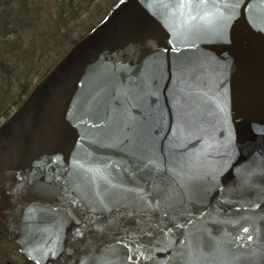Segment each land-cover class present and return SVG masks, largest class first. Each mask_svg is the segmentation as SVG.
<instances>
[{
    "label": "water",
    "instance_id": "obj_1",
    "mask_svg": "<svg viewBox=\"0 0 264 264\" xmlns=\"http://www.w3.org/2000/svg\"><path fill=\"white\" fill-rule=\"evenodd\" d=\"M142 153L183 208L141 225L131 264H264V0H118L0 124L12 240L41 264H127L123 232L93 224L124 208L96 194L139 191Z\"/></svg>",
    "mask_w": 264,
    "mask_h": 264
},
{
    "label": "trees",
    "instance_id": "obj_2",
    "mask_svg": "<svg viewBox=\"0 0 264 264\" xmlns=\"http://www.w3.org/2000/svg\"><path fill=\"white\" fill-rule=\"evenodd\" d=\"M102 1L107 4L106 0H0V120L22 104L85 34L81 22L95 16L93 10ZM97 24L87 27L91 30Z\"/></svg>",
    "mask_w": 264,
    "mask_h": 264
},
{
    "label": "snow or ice",
    "instance_id": "obj_3",
    "mask_svg": "<svg viewBox=\"0 0 264 264\" xmlns=\"http://www.w3.org/2000/svg\"><path fill=\"white\" fill-rule=\"evenodd\" d=\"M218 35L223 39V30ZM130 159L132 160L131 176L133 178L139 176L142 181V185H136L139 191L136 189L117 191L115 186H110L106 182L102 192H97L96 194L98 202L103 206V201L107 199L114 204H120L124 208V212L119 219L108 220L104 218L101 220L98 218L93 222L94 226L99 225L97 231L104 234H107L113 228L117 232H123V235L120 236V243L124 249L127 264H131L136 259L137 254H139L140 258H145L141 248L144 251H149L155 237V233L150 228L145 230L141 225L148 224L150 226L152 217L159 214L162 206H166L164 210L165 218L168 216V209L179 211L183 208L182 203L179 207L177 205V188L172 186L174 176L166 163L161 162L162 156L155 157L142 153L134 158L130 157ZM101 178L105 179L104 177ZM129 203L131 204V211H128ZM125 217H127V220L124 219ZM137 217H139V220ZM129 225H136V227L133 228ZM241 228L245 234L248 233L247 227L241 225ZM130 233L133 235H129ZM125 237H128L127 244L123 243ZM200 238L211 240L212 233L207 228L201 229ZM246 238L252 240L251 235H247ZM196 239V237H193L194 242Z\"/></svg>",
    "mask_w": 264,
    "mask_h": 264
},
{
    "label": "flooded vegetation",
    "instance_id": "obj_4",
    "mask_svg": "<svg viewBox=\"0 0 264 264\" xmlns=\"http://www.w3.org/2000/svg\"><path fill=\"white\" fill-rule=\"evenodd\" d=\"M13 237L7 218L0 214V264H41L38 258L24 252Z\"/></svg>",
    "mask_w": 264,
    "mask_h": 264
},
{
    "label": "rangeland",
    "instance_id": "obj_5",
    "mask_svg": "<svg viewBox=\"0 0 264 264\" xmlns=\"http://www.w3.org/2000/svg\"><path fill=\"white\" fill-rule=\"evenodd\" d=\"M107 1V4H104V2L105 1H102V2H100L99 3V5L93 10V13L92 14H96L95 16H97V19H94L93 20V17H95V16H88L87 17V19H85L83 22H81V27H80V30L81 29H85V31L83 30V32L85 33L84 35H86L88 32H86V31H89L90 30V28H92L95 24H99L105 17H106V15L108 14V12H109V10L111 9V7L118 1H116V0H113V2L114 1H116L112 6H111V4H109V2H111V0L110 1H108V0H106ZM92 24H94V25H92ZM97 24V25H98ZM89 25H92V27L90 26V27H87V26H89ZM83 35V36H84ZM82 36V37H83ZM81 38V37H80ZM79 38V39H80ZM78 41V40H77ZM69 51V50H68ZM67 51V52H68ZM66 52V53H67ZM64 56V55H63ZM38 83V82H37ZM36 83V84H37ZM36 84H35V86H36ZM34 86V87H35ZM15 111V109H13L12 110V112L10 113V115L13 113ZM9 115V116H10ZM5 120V119H4ZM4 120L3 119H1L0 120V124H2V122H4Z\"/></svg>",
    "mask_w": 264,
    "mask_h": 264
}]
</instances>
